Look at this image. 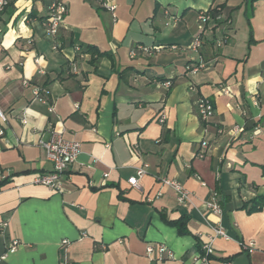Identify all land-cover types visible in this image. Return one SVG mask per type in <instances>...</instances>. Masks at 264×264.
I'll use <instances>...</instances> for the list:
<instances>
[{"label": "crops", "instance_id": "crops-1", "mask_svg": "<svg viewBox=\"0 0 264 264\" xmlns=\"http://www.w3.org/2000/svg\"><path fill=\"white\" fill-rule=\"evenodd\" d=\"M108 1L113 11L101 0H63L58 49L42 26L45 0H10L0 12V264H264V203L248 211L264 196V0ZM215 6L221 18L200 29L198 11ZM198 33L200 49H187ZM156 44L165 47L129 56ZM33 86L46 90L52 112ZM200 97L214 107L207 122ZM60 126L80 152L56 192L33 180L51 171L39 141ZM214 192L220 213L205 207ZM182 216L187 234L165 221ZM216 226L227 237H213ZM208 242L212 254L199 263ZM147 244L171 256L151 259Z\"/></svg>", "mask_w": 264, "mask_h": 264}, {"label": "built area", "instance_id": "built-area-1", "mask_svg": "<svg viewBox=\"0 0 264 264\" xmlns=\"http://www.w3.org/2000/svg\"><path fill=\"white\" fill-rule=\"evenodd\" d=\"M47 6L46 17L42 21V26L47 34V37L52 42V48L58 49L59 44L56 43L55 37L58 30L63 26V18L67 12L66 4L63 0H45ZM10 3V0H0V12H2ZM101 5L108 11H113L115 9V4L108 0H101ZM221 18V15H216L212 17L207 10H199L197 14V20L199 28H203L210 21H217ZM202 45V34H196L186 46L187 49L192 51H198ZM220 45V42H217ZM165 46L161 44L156 45H137L129 51V56L134 57L137 52H144L147 54L158 52ZM172 49L177 48V46H170ZM37 61V59H36ZM205 64L203 62L191 63L186 65V72L189 74H196ZM26 82V81H25ZM160 85L164 88H169L171 86V80L166 79L160 82ZM227 92V89H223ZM32 93L35 99L48 105V111L52 112L53 108L48 103L46 99V90L39 86H33ZM199 118L202 122H207L213 115L214 107L212 102L204 97H200L196 102ZM6 115L0 110V122H6ZM163 116L159 118L162 122ZM64 128L62 126L52 129L50 135L46 139H41L39 141L40 147L43 149L45 159L51 164V171L45 174L38 175L34 178L33 182L36 184H42L49 187L51 190L60 192L62 191V186L64 180L67 177V171L69 166L76 160L80 152V142L74 139H67L63 136ZM4 133L3 128L0 126V136ZM203 147H206L207 142L204 140L201 142ZM144 169L138 168L136 170V176H131L128 178L127 182L130 186L135 187L138 185V178L143 176ZM160 182L164 185H168L174 189L177 194L178 201L184 202L188 200L189 192L186 190L178 181L170 179L168 177H161ZM205 207L214 213H220L221 208L217 202L216 193L214 192L212 198L205 202ZM5 223H0V226H4ZM213 237L221 236L227 237L226 232L220 227L216 226L213 228ZM66 243V240H62ZM19 245V241L15 238L11 239L6 245V251L12 253L16 250ZM248 252H252V244H247L243 246ZM203 255H200L199 263H205L208 261L207 255L212 254V248L210 242L202 244ZM145 251L149 258L156 257L157 259H162L164 256L170 257L171 253L164 244H147Z\"/></svg>", "mask_w": 264, "mask_h": 264}, {"label": "trees", "instance_id": "trees-1", "mask_svg": "<svg viewBox=\"0 0 264 264\" xmlns=\"http://www.w3.org/2000/svg\"><path fill=\"white\" fill-rule=\"evenodd\" d=\"M207 13H209L212 17H215L216 15H221L222 13V6H215L213 8L207 9ZM88 53H90L91 56H94L95 54L99 53V55H105L104 52H98L94 47H89L87 49ZM7 182L6 179H3L0 181V186L4 185ZM264 203V196H256L253 200H252V204L250 206V208L248 209V211H254L257 209H260V207L262 206V204ZM187 220L188 218L186 216H182L177 220L174 221H166L167 224L174 226L177 230L178 234H187L188 233V229H187ZM199 247V251H200V255H203L204 252L202 250V245H198ZM211 256V254L207 255V258H209Z\"/></svg>", "mask_w": 264, "mask_h": 264}]
</instances>
